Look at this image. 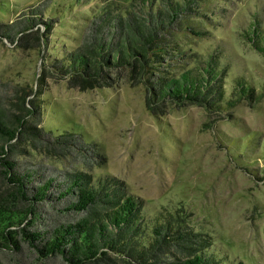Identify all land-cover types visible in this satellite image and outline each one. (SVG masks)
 Returning <instances> with one entry per match:
<instances>
[{"label":"trees","instance_id":"obj_1","mask_svg":"<svg viewBox=\"0 0 264 264\" xmlns=\"http://www.w3.org/2000/svg\"><path fill=\"white\" fill-rule=\"evenodd\" d=\"M198 4L102 2L89 10L78 44L51 61L50 74L82 91L110 87L122 71L130 86H143L152 115L167 104L211 112L241 97L255 100L244 79H236L232 96L224 98V67L215 53L173 73L182 60L176 37L184 30L201 34L193 25L182 27L199 13ZM43 6L40 0L21 10L0 27V37L12 40L40 24L49 32L52 20L40 17ZM243 35L264 56L258 24ZM42 83L40 75L34 87L4 83L0 89V264H244L210 232L190 225L182 209L149 219L144 204L120 183L93 176L92 168L106 161L97 144L41 124Z\"/></svg>","mask_w":264,"mask_h":264},{"label":"rangeland","instance_id":"obj_2","mask_svg":"<svg viewBox=\"0 0 264 264\" xmlns=\"http://www.w3.org/2000/svg\"><path fill=\"white\" fill-rule=\"evenodd\" d=\"M39 1L0 0V27ZM129 1L44 0L40 17L51 18L49 32L40 24L12 40L0 37V89L4 83L34 87L43 75L41 124L97 144L106 161L92 168L93 176L120 183L149 219L182 209L229 257L264 264V56L243 35L253 22L264 31V0H199V13L182 27L193 25L201 34L184 30L176 37L182 60L172 69L218 54L224 98L244 79L256 99L241 97L211 112L167 104L156 115L146 110L143 86H130L122 71L110 87L81 91L56 80L49 67L78 44L89 10Z\"/></svg>","mask_w":264,"mask_h":264}]
</instances>
